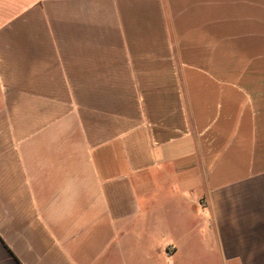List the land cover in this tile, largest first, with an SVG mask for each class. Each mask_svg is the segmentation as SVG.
I'll return each instance as SVG.
<instances>
[{
  "label": "crops",
  "instance_id": "obj_1",
  "mask_svg": "<svg viewBox=\"0 0 264 264\" xmlns=\"http://www.w3.org/2000/svg\"><path fill=\"white\" fill-rule=\"evenodd\" d=\"M0 264H264V0H0Z\"/></svg>",
  "mask_w": 264,
  "mask_h": 264
}]
</instances>
